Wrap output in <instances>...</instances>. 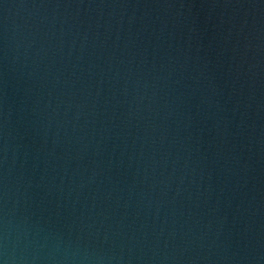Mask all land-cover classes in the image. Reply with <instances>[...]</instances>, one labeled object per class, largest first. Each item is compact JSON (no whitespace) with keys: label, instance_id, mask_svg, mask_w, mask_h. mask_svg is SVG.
Segmentation results:
<instances>
[{"label":"water","instance_id":"95a60500","mask_svg":"<svg viewBox=\"0 0 264 264\" xmlns=\"http://www.w3.org/2000/svg\"><path fill=\"white\" fill-rule=\"evenodd\" d=\"M0 264H264L260 0H0Z\"/></svg>","mask_w":264,"mask_h":264}]
</instances>
